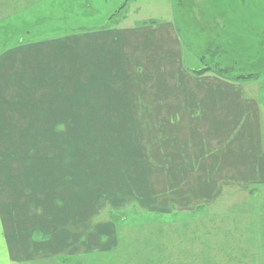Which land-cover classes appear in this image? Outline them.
<instances>
[{
    "label": "rangeland",
    "instance_id": "374dc122",
    "mask_svg": "<svg viewBox=\"0 0 264 264\" xmlns=\"http://www.w3.org/2000/svg\"><path fill=\"white\" fill-rule=\"evenodd\" d=\"M153 24L177 54L122 69L114 35ZM2 28L25 56L0 91V217L12 247H76L27 264H264V173L200 171L193 125L155 106L190 120L228 82L264 131V0H0Z\"/></svg>",
    "mask_w": 264,
    "mask_h": 264
},
{
    "label": "crops",
    "instance_id": "0c3cea01",
    "mask_svg": "<svg viewBox=\"0 0 264 264\" xmlns=\"http://www.w3.org/2000/svg\"><path fill=\"white\" fill-rule=\"evenodd\" d=\"M140 28L135 27L121 29V31H131L134 39H130V42L124 41L128 40L124 36H121L120 38V36L116 37L115 35L111 41L113 42L110 51L111 58H117L115 57L117 55L120 57L125 55L128 59L127 64L122 66V69H127L129 71L141 68V70L144 71L149 67L153 68V65L148 63L143 58L142 53L145 54V52H150V55L154 53H161L162 57H157V60H160L161 58L164 59L166 56L168 57V61H170L172 55L177 54L178 48L172 41V38H174L175 41H177V39L175 35L173 36L174 32L170 25L161 26V24H153ZM81 36H73L74 39H68V42L74 40L78 42L79 39L76 38ZM88 38L90 39L87 40L86 43H89L88 41L93 42L95 40V37L88 36ZM141 45H143L142 50ZM23 55L25 56V54L21 52L10 55L6 51L0 54V91L4 92V89L6 88L5 86L7 85V88L11 90L12 86H10L11 84H9V82L12 77H10V75H14L15 73L21 75V71L23 70L21 69L23 64ZM3 71H6L5 73H9L5 78L4 74H2ZM223 84L216 87L221 90L215 89L214 91L222 92L223 94L224 92H227L226 96L230 99L220 101L216 98L211 100L202 99L200 101L190 98L188 101L185 100L187 113H190V116H188L190 120H184V118L178 115L176 117V112L175 110H171L172 108H170V105H163V103L166 102L159 100L155 106H158L159 108H166V110H164L165 115L163 118H169L167 121L168 123H171V120L174 121L173 119H175V121H179V125L182 124L185 126V124L189 123V128L193 125V129L197 133L198 139H200L196 145L197 147L195 148L197 151L196 156L197 158H200V161L198 160L197 164L200 165V171H203V169L207 170V168H203L201 166L208 165L211 166L210 170L214 172L259 171L264 173V157L261 160V157L264 154L259 150V141L261 140L260 142H262V144L264 143V131L262 127L259 128L260 119L258 107L257 105L255 107L253 100L244 98L238 87L228 82ZM187 88L185 90H187ZM17 89L20 90V87L18 88L17 86ZM211 91L213 90L211 89ZM167 103L173 105L172 100H169ZM182 106H184V101ZM2 107H4V105L0 103V108ZM166 112H169L170 114H167ZM1 113L2 112H0V115H2ZM255 114L256 118L254 117ZM169 127V129H171V126ZM257 132L259 133V138ZM257 156L259 157L261 161L260 164L262 165L260 169L259 161L256 162ZM254 157L255 159H253ZM5 219L8 223H10V217H0V224L2 225V228H0V264H27V262L31 260L56 256L59 255L60 252H64L65 250L69 251L70 248H76L12 247L13 243L11 241L10 231H5ZM6 232H8V234H6Z\"/></svg>",
    "mask_w": 264,
    "mask_h": 264
},
{
    "label": "trees",
    "instance_id": "16d2710c",
    "mask_svg": "<svg viewBox=\"0 0 264 264\" xmlns=\"http://www.w3.org/2000/svg\"><path fill=\"white\" fill-rule=\"evenodd\" d=\"M5 29L6 28H2L1 30H4V32H5V35L3 36V35H1V37H3V38H1L0 39V47H2L3 48V52L4 51H6L7 49H10V48H13V47H15V46H17V45H22V43L24 42V40H19V41H17V42H10L9 40L10 39H8V36L9 35H12V34H14V31L13 30H10V32L8 33V32H6L5 31ZM72 34V33H71ZM9 42V44H7ZM7 44V45H6ZM1 51V52H2ZM212 69L211 68H204V72H208V71H211ZM259 73H255V74H246V75H244V76H246V77H251V76H256V75H258ZM244 77L243 75H237L236 77Z\"/></svg>",
    "mask_w": 264,
    "mask_h": 264
}]
</instances>
